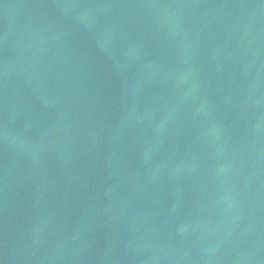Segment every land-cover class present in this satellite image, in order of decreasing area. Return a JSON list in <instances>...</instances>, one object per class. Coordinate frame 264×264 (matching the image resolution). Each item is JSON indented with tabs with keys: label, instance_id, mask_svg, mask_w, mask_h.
<instances>
[{
	"label": "water",
	"instance_id": "obj_1",
	"mask_svg": "<svg viewBox=\"0 0 264 264\" xmlns=\"http://www.w3.org/2000/svg\"><path fill=\"white\" fill-rule=\"evenodd\" d=\"M0 264H264V0H0Z\"/></svg>",
	"mask_w": 264,
	"mask_h": 264
}]
</instances>
